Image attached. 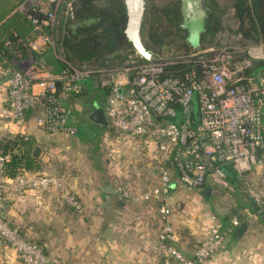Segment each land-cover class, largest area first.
Wrapping results in <instances>:
<instances>
[{
    "label": "built area",
    "instance_id": "1",
    "mask_svg": "<svg viewBox=\"0 0 264 264\" xmlns=\"http://www.w3.org/2000/svg\"><path fill=\"white\" fill-rule=\"evenodd\" d=\"M28 17L35 25L33 31L39 34L33 47L39 51L44 40L41 27L45 17L41 21L32 15ZM247 49L249 57L236 63H233L236 54L245 50L226 47L172 59L150 58L123 68H77L67 63L57 73L23 68L26 59L12 60L11 65L0 67V80L8 85L7 105L1 115L8 122L24 127L28 116L35 112L42 130L74 135L77 128L71 122L70 111L59 102V91L76 96L83 91L85 82L108 88L104 107L108 133L116 140L138 141L150 147V152L156 154V166H160L159 185L152 186L139 199L160 203L163 225L158 250L163 260L207 264L232 230L217 224L199 242L193 256H185L174 245L178 234L171 220L173 207L166 195L175 185L195 191L210 186L232 192L233 185L224 171L228 169L241 183V192L256 205L257 214L264 215V79L259 77L246 83L240 81L242 77L236 80L254 62L264 59H261L264 44ZM177 64H188L187 68H191L181 75L173 69ZM24 136L28 137L26 133ZM6 159L0 156V238L26 264H52L39 245L4 221L6 184L14 191L57 190L78 211L82 204L61 176L24 172L6 178ZM253 176L255 182L251 180ZM120 191L126 198L133 195L122 188ZM252 215L256 214L248 212V216ZM239 224L234 218L232 225Z\"/></svg>",
    "mask_w": 264,
    "mask_h": 264
},
{
    "label": "crops",
    "instance_id": "2",
    "mask_svg": "<svg viewBox=\"0 0 264 264\" xmlns=\"http://www.w3.org/2000/svg\"><path fill=\"white\" fill-rule=\"evenodd\" d=\"M70 100L76 113L75 119L70 118L77 128L74 135L42 130L37 125L35 112L28 116L24 127L10 123L1 115L7 101L0 99V137L6 133L31 136L39 147L41 171L26 172L65 178L82 209L78 211L69 205L57 190L14 191L7 183L4 221L23 236L38 242L52 264H177L166 263L158 250L163 225L160 203L139 199L152 186L159 185L161 171L160 166H154L155 152H151L154 164L137 166L139 169L136 166H81L80 161L68 153L66 141L79 142L100 130L105 137H113L108 128L102 129L89 121L88 114L97 105L91 101L92 107L88 110L77 105L75 95H71ZM129 173L134 176L131 178ZM230 180L232 192L210 186L202 191L180 185L172 187L166 197L173 207L171 220L178 234L174 245L185 256L192 257L199 242L218 224L232 231L207 264H264V216H248V212L253 214V211L241 192V183L234 178ZM121 188L133 195L124 197ZM205 189L210 190L207 195ZM232 208L237 214L231 212ZM234 218L248 224L241 236H238V227L232 225ZM0 264L26 263L0 238Z\"/></svg>",
    "mask_w": 264,
    "mask_h": 264
},
{
    "label": "trees",
    "instance_id": "3",
    "mask_svg": "<svg viewBox=\"0 0 264 264\" xmlns=\"http://www.w3.org/2000/svg\"><path fill=\"white\" fill-rule=\"evenodd\" d=\"M25 1L0 0V67H6L17 54L27 56V42L35 26L28 15L36 17L39 21L45 17L37 8H33L28 14L19 11L18 7ZM127 1L77 0L66 15L64 23L62 22L59 33L58 42L66 62L53 54L46 56L47 50L38 56L43 58L45 65L51 67V71L55 73L64 70L67 63L77 68H110L118 64L123 65L126 61L132 62L128 65L145 62L146 59L138 52L128 34L130 5ZM146 4L142 22V43L151 55H164L159 58L172 59L192 52L194 48L187 41V30L181 27V0H174L165 6L151 2ZM207 5L209 11L205 32L201 36V46L211 43L206 42L207 38L214 36L222 28L219 18L213 12L215 5ZM233 7L242 28L246 21L252 25L244 32L245 36L252 37L250 33H254L259 36L255 37V40H264V0H235ZM187 66L188 64H177L173 69L183 75L191 68ZM263 72L264 59L254 62L252 67L240 74L236 80L242 77L240 81L243 83L250 79L256 81ZM93 86V82L83 83L81 94L94 91ZM95 92L108 96L110 90L97 87ZM91 101L93 105L104 106V102L97 101L96 96ZM101 128L107 130V127ZM35 147V140L31 136L25 138L23 135L12 133L1 136L0 156L7 157L4 176L11 179L26 171H41L38 156H33ZM248 208L260 215L257 214L254 203L250 202ZM32 241L40 246L35 240Z\"/></svg>",
    "mask_w": 264,
    "mask_h": 264
},
{
    "label": "rangeland",
    "instance_id": "4",
    "mask_svg": "<svg viewBox=\"0 0 264 264\" xmlns=\"http://www.w3.org/2000/svg\"><path fill=\"white\" fill-rule=\"evenodd\" d=\"M77 0H26L23 4L18 7V10L24 14H28L33 8H37L38 11L42 10V14L46 15L44 19V26L41 27V31L44 35V40L40 43V49L35 50L33 47L39 41L38 36L39 34L33 31L28 39L27 46H28V54L27 56H22L17 54L12 60H27L25 63L22 64L23 68H30L34 67L38 70H42L44 72L51 71V67L45 65L44 59L39 57V52L41 51L43 54L45 50L47 54H53L56 58L61 61H65L63 56L62 50L60 49V45L58 42L59 33L61 30V26H63L62 22L66 20V15L69 14L73 3ZM174 0H128L130 5V23L128 34L130 39L133 41V44H138L143 42V34H142V22L145 17V5L146 3L151 2L158 6H165L173 2ZM196 1V0H195ZM201 1V0H200ZM235 0H213L209 2L204 0L201 3L204 4L203 13H205L208 17L209 6L207 4L215 5L213 8L214 14L219 18L221 24V30L218 31L214 36H209L206 42H211L206 46L199 45L195 47L192 52L189 54L197 55L203 52H213L218 51L222 48H230L234 49L237 47L242 48V52L236 54V57L233 60V63L243 61L249 57L247 47L255 46L256 44L262 43L264 44V40H255L259 38L257 34L250 33L252 37L245 36L244 32L251 28V23L246 21L243 25V28L240 22L237 20L235 16V9L233 7ZM211 2V3H210ZM186 7L185 0H181V10L183 15V22L186 18H184L185 11L183 10ZM64 17V18H63ZM62 24V25H61ZM46 38V39H45ZM49 43V44H48ZM225 43V44H224ZM189 54H183L181 56H186ZM46 55V56H47ZM159 57H164V55H152V59H158ZM262 57L261 59H263ZM12 61L8 65H11ZM42 63V64H41ZM128 64H132V62L126 61L123 65H116V68H123L126 66H131ZM7 65V66H8ZM1 66V65H0ZM68 66V64H67ZM66 66V67H67ZM65 67V68H66ZM264 79V72L262 75L259 76ZM7 83L0 80V99L3 101H7ZM97 89L94 85L93 89ZM94 91L76 95V103L81 107L87 108L88 110L91 109V100L95 98L96 100L104 102L105 107L108 101V96H103L101 93H96ZM57 91V88H56ZM59 95L61 104L65 105L70 111V118L73 120L76 117V113L73 111L74 104L70 100L71 94L69 93H62L59 91ZM37 115V114H36ZM80 116L79 114H77ZM85 116V115H84ZM83 117V115H82ZM85 118V117H84ZM99 130V128H97ZM103 130L96 131L91 136L88 135V138L80 139L81 141L76 142L75 139L66 141V147L68 148V153L74 156V158L80 161L81 166H152L154 164L153 155H151L150 147L143 146L138 141H131V142H124L120 140H116L114 137L113 139L107 138L104 136ZM66 135H72L67 134ZM132 147L128 152L123 154L124 150ZM153 153V152H152ZM94 154V156H92ZM156 162V160H155ZM133 173V172H132ZM129 173L130 177L132 178L134 174ZM132 174V175H131ZM250 180V179H249ZM252 181H256L255 177H251ZM248 200V199H247ZM248 204L250 201L248 200ZM262 215V214H260ZM247 220V219H246Z\"/></svg>",
    "mask_w": 264,
    "mask_h": 264
},
{
    "label": "water",
    "instance_id": "5",
    "mask_svg": "<svg viewBox=\"0 0 264 264\" xmlns=\"http://www.w3.org/2000/svg\"><path fill=\"white\" fill-rule=\"evenodd\" d=\"M201 1L204 2V0H201ZM202 6L204 7L203 3H202ZM204 11H205V9H204ZM206 18H207V15L204 13L201 23L197 22V23H194L192 25H189L184 20V22L181 25L182 28L187 30V33H188L187 41L193 48L198 47L200 45L201 36L205 32ZM199 25H200V27H199ZM134 45L137 48L138 52L146 60H149L152 57L151 53L144 47L143 43H138V44H134ZM88 119L90 122H92L98 126H101V127H107L108 126V121L106 119L105 110L101 106L95 107L88 114ZM38 153H39V147H36L34 149L33 156H37ZM224 171L228 175L229 178H233V174L228 169H225ZM108 190L114 191L112 188H108ZM209 191H210L209 189H205L204 194L207 195L209 193ZM231 212L233 214H237V210L235 208H232ZM247 226H248L247 222H244V221L239 224L238 230H237L238 236H241L245 232V230L247 229Z\"/></svg>",
    "mask_w": 264,
    "mask_h": 264
},
{
    "label": "bare ground",
    "instance_id": "6",
    "mask_svg": "<svg viewBox=\"0 0 264 264\" xmlns=\"http://www.w3.org/2000/svg\"><path fill=\"white\" fill-rule=\"evenodd\" d=\"M185 5L186 7L183 10L185 11L184 18H186V23H188L189 25L197 22L201 23L204 15L201 1L185 0Z\"/></svg>",
    "mask_w": 264,
    "mask_h": 264
}]
</instances>
